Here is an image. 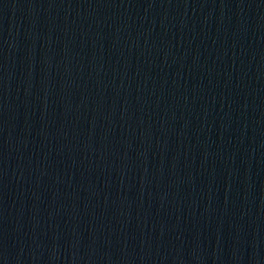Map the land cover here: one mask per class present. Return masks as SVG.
Wrapping results in <instances>:
<instances>
[{"label": "water", "instance_id": "water-1", "mask_svg": "<svg viewBox=\"0 0 264 264\" xmlns=\"http://www.w3.org/2000/svg\"><path fill=\"white\" fill-rule=\"evenodd\" d=\"M0 264H264V0H0Z\"/></svg>", "mask_w": 264, "mask_h": 264}]
</instances>
